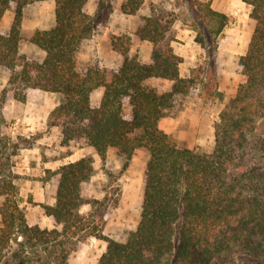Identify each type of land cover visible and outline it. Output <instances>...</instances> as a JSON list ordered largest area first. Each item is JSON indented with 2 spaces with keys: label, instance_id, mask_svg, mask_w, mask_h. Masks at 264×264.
I'll list each match as a JSON object with an SVG mask.
<instances>
[{
  "label": "trees",
  "instance_id": "trees-1",
  "mask_svg": "<svg viewBox=\"0 0 264 264\" xmlns=\"http://www.w3.org/2000/svg\"><path fill=\"white\" fill-rule=\"evenodd\" d=\"M36 1L0 0V18L14 8L9 29L0 30V68L9 72L0 89V264H67L78 242L88 236L106 241L97 264H264V0H242L254 21L237 62L243 79L214 123L210 152L179 147L158 122L196 83L201 97L220 95L215 52L228 20L225 13L211 8L209 1L181 0L206 53L207 66L197 81L179 74L182 58L172 47L177 17L152 2L135 30L151 44V62L129 56L127 46L114 36L112 47L125 55L117 69L76 70L75 53L111 11L110 0H97L92 14L87 0H54V25L36 29L29 38L44 52L36 61L20 52L23 9ZM143 1L124 0L120 10L134 15ZM151 77L168 80L170 87H147ZM98 88L102 94L91 102ZM29 89L62 95L47 126L59 128L63 145L84 142L102 161L109 147L126 162L137 148L148 151L139 222L124 241L102 232L111 199L107 194L89 196L94 172L90 154L47 169L57 176L55 200L43 206L52 227L27 222L14 158L41 132L12 135L2 107L9 99L25 101ZM83 205H89L87 214L81 212Z\"/></svg>",
  "mask_w": 264,
  "mask_h": 264
},
{
  "label": "rangeland",
  "instance_id": "rangeland-1",
  "mask_svg": "<svg viewBox=\"0 0 264 264\" xmlns=\"http://www.w3.org/2000/svg\"><path fill=\"white\" fill-rule=\"evenodd\" d=\"M124 0H110L111 11L94 28L92 35L78 47L74 66L77 71L84 72L89 67L117 69L125 55L114 49L111 38L117 36L128 48V55L134 56L142 63L151 62V45L140 40L135 30L140 17L149 12V4H159L174 12L177 19L173 23L176 40L173 47L182 58V68L187 75L191 74L197 81L202 78L205 69L206 53L204 47L196 41V30L192 28V17L181 0H144L134 15L120 10ZM209 1L210 7L228 16L226 25L217 37L215 52V80L220 95L201 97L198 94L199 84L178 97L168 114L162 119L165 126L161 128L176 142L179 147L210 152L214 146V123L225 103L235 94L237 85L243 76L237 71L239 56L244 54L250 39L254 21L250 18V7L242 0L229 3L225 0ZM97 0H87L86 9L92 14ZM26 27L20 29V52L27 53L36 61H41L44 52L32 49L27 38L32 20L40 17L42 26H50V4L48 0L36 1L25 6ZM14 8H11L13 11ZM107 12V11H105ZM103 12L102 14H104ZM24 15V14H23ZM7 31L8 29H1ZM8 70L0 68V89L6 84ZM147 87L159 91L167 90L170 83L149 79ZM102 89H95L91 102H97ZM62 99L58 92H46L29 89L25 101L6 100L2 113L8 122L12 135L29 136L41 132L30 148H23L15 156V171L18 174L16 184L22 198L27 222L41 227H52L51 217L43 206L51 205L55 200L57 176L47 169L54 170L63 162L73 161L90 154L93 158L94 172L88 184L89 196L101 199L105 194L111 199L104 214L103 234L117 241H124L128 233L134 230L139 222L143 198L144 173L149 153L145 148H137L126 162L117 149L109 147L105 160H101L95 149L84 142L61 143V133L56 126H47L50 110ZM124 116L130 112L125 104ZM1 201V198H0ZM89 205H83L81 212L87 214ZM106 248V241L88 236L78 242L70 253L67 264H97V260Z\"/></svg>",
  "mask_w": 264,
  "mask_h": 264
},
{
  "label": "crops",
  "instance_id": "crops-1",
  "mask_svg": "<svg viewBox=\"0 0 264 264\" xmlns=\"http://www.w3.org/2000/svg\"><path fill=\"white\" fill-rule=\"evenodd\" d=\"M42 1H45V0H41ZM49 1V4H50V26L49 27H44L42 26L41 22H40V17L37 16L36 19H33L32 20V24L30 26V29H28V34H27V38H30V36L32 35V33L36 30V29H48L50 27H52L54 25V0H48ZM226 2H229V3H235L236 0H225ZM246 4V3H245ZM121 5V4H120ZM25 10L26 8L24 7L23 9V17H22V22H21V30H22V33H23V29H25L26 27V18H25ZM12 17H13V11H11V9H8L7 11H5V13L2 15V17L0 18V28L2 29H9L10 25H11V22H12ZM177 36H180L178 34H176ZM146 41V40H144ZM148 42V41H147ZM149 43V42H148ZM150 44V43H149ZM29 45L30 47L33 49L35 47L36 49V46L33 45L32 43H30L29 41ZM151 45V44H150ZM172 47H173V42H172ZM37 49H39L37 47ZM40 50V49H39ZM173 50H174V47H173ZM175 52V50H174ZM24 54L28 55L27 53L23 52ZM176 53V52H175ZM178 54V53H176ZM179 55V54H178ZM29 56V55H28ZM180 56V55H179ZM182 57V56H181ZM32 58V57H31ZM149 63V62H148ZM182 64H183V61L180 62L179 64V74L180 76H186L187 73H186V70L182 68ZM8 78V77H7ZM149 79H152V80H155V81H165L167 83H170L168 80H165V79H161V78H155V77H151ZM147 79V80H149ZM169 88V87H168ZM165 117V116H164ZM162 117L159 122H158V125L160 128H168V126H165V123L162 122V119L164 118ZM210 128H213V126H211ZM64 163V162H63Z\"/></svg>",
  "mask_w": 264,
  "mask_h": 264
}]
</instances>
